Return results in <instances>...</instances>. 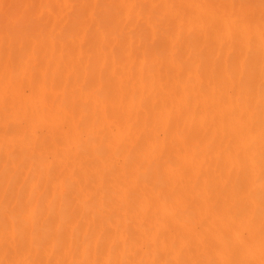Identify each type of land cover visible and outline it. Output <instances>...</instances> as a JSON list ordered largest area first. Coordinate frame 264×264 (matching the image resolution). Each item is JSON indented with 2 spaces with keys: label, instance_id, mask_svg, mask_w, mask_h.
<instances>
[{
  "label": "rangeland",
  "instance_id": "1",
  "mask_svg": "<svg viewBox=\"0 0 264 264\" xmlns=\"http://www.w3.org/2000/svg\"><path fill=\"white\" fill-rule=\"evenodd\" d=\"M203 9L207 14L202 15ZM181 27H184L185 32L189 34L201 35V47L196 51L173 46L174 43L170 39L178 36V40L181 41ZM245 28L256 30L260 38H264V30H262L264 0H0V208H20L22 215L27 214L30 208H26L25 194L28 187L34 185L31 202L39 209L37 214L44 213L40 210L43 203L40 202L39 185L43 180V172L46 169L56 170L58 165L65 161L63 154L66 150L76 151L72 143L76 142L77 147L84 144L83 141L87 140L85 132L91 127L95 132L97 131L96 137H100L102 142V146L99 147L101 151L99 148L96 149L97 152H101L98 158L99 161L101 159L100 164L94 159L91 160L92 162L89 161L92 165L81 164L77 172L76 169L74 170L73 175L66 174L69 176L68 179L66 176L61 177L62 180L56 178L53 185L61 180L58 185L70 186L80 175H90L89 169L92 168H97L99 173L102 171L104 173L106 169L114 170L116 178L126 175L131 168L140 175L152 166L153 163L149 168L147 167L153 161L156 152L158 154L161 149L166 150L171 146L172 150L169 153L163 150L164 157L168 158L167 166H173L175 170L177 168L179 173L187 177V180L175 184V190L196 188L203 183L211 200L219 197L223 192L218 188L220 189L224 178L233 176L234 167L232 169V166L225 162L222 153L209 158L213 160L210 161L213 162L212 164H207L208 158L207 161L202 160V163L197 162L195 160L197 155L193 156L197 146L189 143L187 137L185 139L180 137L178 141L176 138L180 136L178 132L183 127L180 133L185 134L191 125L208 116L199 111L193 117H189L182 109L184 104L197 100L207 91V88L200 84L191 85L192 79L195 75L204 78V69L211 67V60L219 56L213 60L215 63L216 59L220 58V52L216 48L218 39H223L222 41L225 42L228 37L243 33ZM229 44H231L230 49L239 47L235 41ZM232 54L235 55V51ZM232 54H228L230 63L235 57L233 63L234 66L235 63L238 66L240 59ZM206 62L209 63L208 67L205 66ZM192 66L195 68L193 69ZM137 69L153 73L152 81L142 80L140 82L142 88L136 93L130 92L128 88L121 89L116 81L117 78ZM172 69L178 72L176 83L164 78V74H170ZM109 70L114 72V76H111ZM253 71L254 69L249 71V76L258 74L257 68L255 72ZM214 73L215 70L212 74L214 78L218 74L222 75L219 70L218 74ZM229 73H232L231 69L227 74ZM157 84L161 89L173 91L174 97L173 95L172 97L175 102L167 100L162 103L159 100L152 102L150 99L156 94L154 89L157 90ZM257 84L255 82L251 86V91L260 89ZM215 87L212 84L208 88ZM223 100L217 110L224 113V110L229 109L227 108L229 104ZM117 113L132 114V121L123 125L117 119ZM69 123L72 124L71 129L77 128L74 132L68 128ZM135 129L138 133L137 135L135 133L137 141L135 140L129 148L108 147L106 130L124 135ZM65 132L67 136L73 133L79 135L67 137L64 142ZM144 144H147V147ZM143 146L149 151H144ZM136 157L143 159L139 166H135L138 165L135 163ZM166 159L163 160L164 164L167 162ZM129 162L134 163L130 168ZM148 173H151V170ZM8 176H16L19 179L16 181L17 188L9 194L4 191L5 180L3 181ZM57 184L54 185L56 189L59 187ZM104 187L107 191L108 188ZM149 188L154 189L155 185ZM114 195L111 198L115 201L117 195ZM74 198L69 197L67 202L69 200L70 202L66 204L76 205ZM166 199L169 200V197ZM148 201L155 203L153 199ZM186 205L187 210L192 214L193 201ZM54 209L56 211H50L51 214L49 212L45 217L39 214L40 217L37 219L44 218L48 221L46 223L48 228L45 229L47 231H44H49L50 236L54 230H58L59 233L55 231L59 234L56 245L47 238L43 247L51 251L53 249L52 253L55 252L54 255L56 254L60 264H66L68 259L81 260L84 256H91L93 252V255H102L103 258L105 256L104 260L101 259L94 264H120L129 260L131 254L120 250V239H118L120 237L115 234L112 225L99 223L100 217H93L92 224H99L102 230L100 229L98 233L99 228H89L88 233L87 229H83L86 230L85 235L82 230L85 225L77 220L79 223L75 222L76 224L72 225L75 228L73 235L68 232L70 229L68 221L66 222L64 218L59 221L55 216L58 211L55 207ZM135 209L134 211L138 210ZM150 209H155L157 217L163 214L153 205ZM164 210L169 216L175 217L176 213L170 212L172 209L169 211L166 207ZM59 214L63 216L62 213ZM145 228L147 231H144L146 233L144 237L148 236L149 240L146 244L150 247L143 245L133 254L136 262L149 264L152 261L149 259L150 250L157 249L159 245L156 243L151 246L150 239H153V232L148 227ZM12 230L15 231V228ZM7 231L8 228L0 230L1 242L6 240ZM96 231L98 235L95 234ZM234 233L236 237L239 234V232ZM241 234L238 241L235 240L234 235L233 238H228L229 235L223 237L227 234L219 235L224 240L227 238L226 242L232 239L238 243L240 240H245V233ZM128 235L130 236L131 233ZM128 235L126 238L132 242L143 238L139 233H135L132 239V236L129 238ZM51 239L55 240L52 237ZM71 239L74 241L72 246L66 242ZM161 239L160 241H163ZM179 241L178 237L173 238L169 245L177 246ZM235 245L230 244L227 249H237L236 247L241 246V244ZM14 246L11 249L6 248L7 251L4 253L0 251V264L32 262L35 256L33 252L30 255L25 252L20 254L18 247ZM65 247L69 249L68 254L67 250L66 253L64 251ZM44 249L37 252L35 260L44 262L41 254ZM215 253L216 251L210 253L215 255L211 259L210 254L208 255L209 264H221L218 257L223 254L218 252L220 255L216 256ZM26 254L29 256L27 257ZM246 257L242 258V261L245 260L244 262L248 264ZM19 258L23 259L20 261ZM156 259L159 264H173L169 257L156 256Z\"/></svg>",
  "mask_w": 264,
  "mask_h": 264
},
{
  "label": "bare ground",
  "instance_id": "2",
  "mask_svg": "<svg viewBox=\"0 0 264 264\" xmlns=\"http://www.w3.org/2000/svg\"><path fill=\"white\" fill-rule=\"evenodd\" d=\"M184 7H186V5H184ZM193 7L192 9L195 10ZM196 7L197 6H195V8ZM198 9L200 12V6ZM201 13L202 15L207 14L204 9ZM207 19L209 20V17ZM210 20L212 21L211 18ZM180 31L182 36L181 41L178 40V36L170 39L171 42L174 43L173 46H181L184 47L183 49L187 48L192 52L201 47V35L189 34L187 31L185 32L184 27H181ZM261 37H263V35H261ZM222 40L223 39H218L216 41V48L220 52V58L216 59L215 63L213 60L219 56H216L213 60L210 59L211 67H208L209 63L206 62L205 66L208 64L206 66L208 68L203 67L207 69H204L206 71H204V78L195 75L191 82V85L194 86L200 84L202 87L207 88V91L197 100H191L182 107L189 117H193L194 114L199 111L208 116L198 120V123L191 125L186 130L185 134L180 133V131L184 129L183 127L178 132L180 136L178 135L179 137L177 136L176 138L178 141L180 137L184 139L187 137L188 141H190L189 143H194L193 145L197 146H195L197 151H193V156L197 155L196 159L194 158L197 162L202 163V160L206 159L204 161H207V158L209 160L210 157L217 156L215 154L220 155V153H222L224 157L222 154L221 156L225 159V162L229 163L232 169L234 167L235 173L233 170V176L222 180V185L218 190H221L223 193L220 194L219 197L211 200L209 198V192L204 189L205 185L203 183L196 188L191 187L186 190H175V184L187 180V177L179 173L177 168L175 170L173 166H167L168 158L166 159L164 157L163 152L165 148L161 149L160 153H155L156 156H154L153 161L150 162L147 167L149 168L153 163L152 166L140 175L137 174L135 169L131 168L126 175H121L119 178H116V171L114 170L106 169L104 173H102L103 171L99 173L97 168H92L89 169L91 174L88 172L90 175H80L76 181L73 180L70 186L64 187L62 184L61 186L58 185L63 179H61V177L66 176L68 173L69 175H73L72 173L74 170L76 169L75 172H77L81 164L88 165L90 163L89 161H93V159L95 161L98 160L101 154V149L99 147L102 146V142L99 139L100 137H96L98 136V134L96 135L97 131L95 132L91 127L85 132L87 140L83 141V143H85L80 146L81 148L77 147L78 145L75 144L76 142L72 143L75 145H73V148H75L76 151L66 150L63 154L65 161L60 163L56 170L49 171L46 169L43 172V180L39 185L41 194L40 202L43 203L40 210L44 213L37 214L38 208L33 206L31 202L34 185L29 186L25 194V203H27L26 208H30L27 214L25 213L22 215L19 210L20 208H0V230L3 231L5 228H8L6 240L0 241L1 253L6 252L7 249H11L16 245L20 254L24 252L29 255L31 252L35 254V256H33L34 259L32 258V262L28 261V264H60L58 259H56V254L54 255L55 252L52 253L53 249L51 251V249H44L43 247V244H45L47 240H50L51 243L56 245L55 242L59 239L58 230H54L50 236L48 233L49 231L45 232L47 231L45 229L48 228L46 224L48 221L44 218L42 220H39L40 218L37 219L40 216L45 217L50 211H56L54 209L55 207L58 211V213L56 212L57 215H55L58 220L64 218L66 222L68 221L67 223H69L70 226L68 232H70V234L75 232V228L72 225L76 224L75 222H78L77 220H80V222L85 225L82 230L87 229V231L89 228L98 229L101 227L97 223L94 225L92 224L94 223L93 217H100L99 223L104 222L107 226L109 224L112 225L115 234H118L120 237L118 238L120 239V250L131 254L129 260L126 262L123 261L120 264H142L136 262L133 252L143 245L147 246L146 243H148L147 240L149 239H147L148 236L146 238L144 237L147 231L145 227H148V229L153 232V239H150L151 246H154L156 243L159 245L157 249L150 250L149 254L151 256L148 255L150 257L149 259L152 261L149 264H159L156 256L169 257L173 264H209L208 261H210L211 257L213 258L215 256L210 254L213 251H216V256L220 255L218 252L223 254L220 255L221 257H218L221 264H246L244 262L245 260L242 261V258L245 256H247V259H245L248 260V264H264V38L261 39L256 30H248L245 28L243 33L228 37L225 42ZM234 41L239 47L230 49L231 44L229 43H233ZM234 51L236 53L235 55L240 59V64L238 66H236V63L234 66L233 59H235V57L232 59V63H230L231 59L229 60L228 57V54H232ZM112 67L111 69L113 70ZM192 68L194 69L195 67L192 66ZM255 68L258 69V74L254 73V76H249V71L254 69L253 72H255ZM230 69L232 73H229V75L227 73ZM214 70L217 74L219 70L222 75L220 76V74H218L216 78L212 77ZM195 71L198 70L195 69ZM109 72L112 73L110 70ZM113 73L111 76H114ZM171 73H165L164 78L176 83L178 72L172 69ZM216 73L214 74L216 75ZM152 76L153 73L149 71L146 73L137 69L135 71L133 70L130 74H123V76L117 78L116 81L121 89L128 88L130 92L136 93L142 88L140 82L144 79L152 81ZM255 82L259 84H257V86L260 87V89L251 91V86L254 85ZM212 84L216 87L214 89L208 88L209 85ZM174 85V87H176V84ZM160 87V85H156L157 90L154 89V91H156L157 95L154 94L155 96H153V99H149L152 100V102L160 101L162 103L166 100L175 102V100H173V91H170V89L167 91ZM222 100L229 104L227 107L229 108L227 109L228 111L224 110L226 106L223 108L224 113L223 111L217 110L218 106H221ZM151 105L153 106V103H151ZM116 116L119 117H117V119H119L123 125H127V123H129L128 121H132V114L117 113ZM132 123L133 122H131V124ZM71 125L72 124L69 123L68 128L74 132L77 128L73 130L71 129ZM94 127L95 126H93V128ZM93 132H95V135L92 134ZM136 132L137 130L135 129L134 131H129L127 134L124 133V135H121L122 133L106 130L105 134L108 135L106 136V141L109 142L108 147L115 148L120 146L129 148L131 144L135 143V140L137 141L135 137ZM137 134L138 133H136V135ZM75 135L78 136L79 133H73L67 136L65 132L64 142H66L65 138ZM96 138L100 141L98 140L97 142ZM208 139L210 140L208 141ZM96 143H98L99 146L95 145ZM145 146L147 147V144ZM145 146H143V148ZM190 146L192 147V145ZM146 147L143 149L144 151L147 150ZM97 148L100 149L99 152H97ZM171 150L172 147L168 146L165 151L169 153ZM148 151L149 149L147 152ZM205 156L207 157L205 158ZM136 159L137 161H135V163L138 165L135 166H139L143 159H138V157H136ZM162 159H166L167 162L164 164ZM211 160L207 161V164H212L213 162L210 163ZM100 162L101 159L98 163L100 164ZM161 163L164 165L162 164L161 166ZM90 165L92 164L90 163ZM133 165V162L128 163L129 168ZM154 165H156L155 168ZM150 170L151 173H148ZM161 175H163V177H160ZM66 177L68 179L69 176ZM56 178H58V180L59 178L61 179L58 181V184L55 183L57 181L54 182V185L57 184L59 186H57V189L56 186L53 185V181ZM4 180V191L8 194L14 192L17 188L16 181L19 180L18 177L8 176L5 177L3 181ZM153 184L155 188L150 189L149 186ZM104 186L108 188L107 191H105ZM113 194L117 195V199L114 197L115 201L111 198ZM69 197L70 199L71 197H75L74 202L76 201V205L75 203L73 204L74 206H71V203L69 205L66 204L70 202V200L67 202ZM166 197H169V200L166 199ZM148 199H153L155 203H150ZM190 201L194 203L191 208L192 214L187 210L186 205ZM151 205L155 206L159 212L162 211L163 214L157 217L155 209H150ZM135 207L138 208L137 211H134ZM166 207L169 211L172 209L170 212L173 211L176 213L175 217L172 215L169 216L165 212L164 208ZM51 212L49 214H51ZM59 213H62L63 216ZM201 223L203 224L200 225ZM104 224H102V226ZM198 226L200 227L197 228ZM13 228H15V231L12 230ZM100 229L101 228H99L98 233L102 230ZM234 232H239L237 237ZM98 233L97 231L95 232L97 235ZM128 233H131V239L135 233L143 235V238L141 236L142 240L133 239L134 242H132V240L126 238ZM218 233L220 235L227 234L221 236L228 237L229 235L230 237L228 238H233L235 236L236 241L240 239L239 235L241 233H245V240H240V242L235 243L231 239V241H227V243V238L226 240L222 239ZM73 235H71V237ZM51 237L55 240H52ZM162 237L164 239H161ZM176 237L180 240L179 245H169V242ZM72 238L76 239L75 237ZM160 239L163 241H160ZM241 239L244 238L241 237ZM66 242H68V245L74 243L72 239ZM229 243L234 246H236L235 244H241V246L236 247L237 249L230 250V248L227 249L230 245ZM65 248L64 251L66 253L67 250L68 254L69 249H67V247ZM41 249H44L41 253L44 257V262L35 260L37 252L41 251ZM93 254L91 256H84L78 261L68 259L69 256L67 255L68 260L66 264H94V262L101 259L104 260L105 258V256L103 258L102 255L97 256L96 253V255ZM209 254L210 259H208ZM29 255H27V257ZM42 256L39 255V257ZM39 257L37 259H39ZM22 259H20V261ZM24 264H27V261Z\"/></svg>",
  "mask_w": 264,
  "mask_h": 264
}]
</instances>
